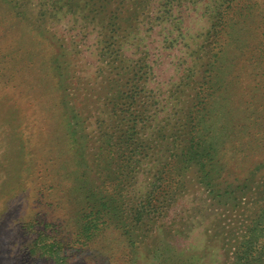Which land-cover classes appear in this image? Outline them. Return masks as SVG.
Instances as JSON below:
<instances>
[{
	"label": "rangeland",
	"instance_id": "rangeland-1",
	"mask_svg": "<svg viewBox=\"0 0 264 264\" xmlns=\"http://www.w3.org/2000/svg\"><path fill=\"white\" fill-rule=\"evenodd\" d=\"M263 208L264 0H0V264H264Z\"/></svg>",
	"mask_w": 264,
	"mask_h": 264
},
{
	"label": "trees",
	"instance_id": "trees-1",
	"mask_svg": "<svg viewBox=\"0 0 264 264\" xmlns=\"http://www.w3.org/2000/svg\"><path fill=\"white\" fill-rule=\"evenodd\" d=\"M130 97V98H129ZM125 98H126V95H125ZM127 99H128V109H126V110H122L121 112H122V115H124L125 116V118H132V116H133V112H132V110L130 111V105L132 104V106H133V104H134V100H135V97H131V96H127ZM197 111H199V114H195L194 113V111H192V112H190V114H189V116H190V119H191V124H190V133H195V134H198V133H200L201 131H203L202 130V127H201V125H202V123H201V120H203L204 119V117H205V114H203L202 113V111H203V109L202 108H200V109H196ZM120 112V113H121ZM135 138V137H137V132L136 131H134V129L133 130H131V134H130V137L127 139L128 141H129V139H131V138ZM195 139H196V137L197 136H193ZM197 144H200V142L199 141H197ZM207 154H210V152H209V150L207 149ZM169 172L170 173H172V171L169 169ZM168 179H169V183H166L165 185L168 187V190L169 189H171L173 186H174V183H175V178H174V176H170V178L168 177ZM157 189V188H156ZM158 190V192H153L151 195H152V197H151V201H150V207L149 208H151L152 210L153 209H156V207H155V205L158 203V201L160 200L162 203H166V199L169 197V200L171 199V196H173V195H175V193L173 192V191H171V192H168V190L166 191L170 196H168L167 198L165 197L164 198V192L165 191H163V192H161V189H160V191H159V189H157ZM156 193V194H155ZM160 196H162L163 198H161ZM170 201H173V200H170ZM264 209V208H263ZM248 238V237H247ZM245 240V242H241L240 243V245H242V243H243V245L241 246V250L240 249H238L237 250V252H236V254H235V256L240 260V259H248L249 258V254H250V252H249V250H250V248H249V250L246 248V243L248 242V239L246 240L245 238L243 239V241ZM264 247V241L261 243V247H260V250ZM249 247H251V240H250V244H249ZM240 248V247H239ZM262 255L264 254V252H262L261 253Z\"/></svg>",
	"mask_w": 264,
	"mask_h": 264
}]
</instances>
